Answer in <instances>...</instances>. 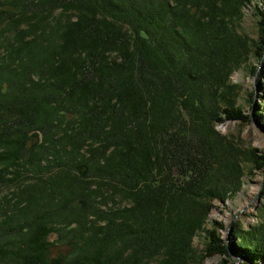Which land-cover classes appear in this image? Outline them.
Wrapping results in <instances>:
<instances>
[{
  "label": "trees",
  "instance_id": "obj_1",
  "mask_svg": "<svg viewBox=\"0 0 264 264\" xmlns=\"http://www.w3.org/2000/svg\"><path fill=\"white\" fill-rule=\"evenodd\" d=\"M263 1L0 0V264H264V198L253 224L209 220L264 179L217 130L251 122L230 77L264 57Z\"/></svg>",
  "mask_w": 264,
  "mask_h": 264
},
{
  "label": "rangeland",
  "instance_id": "obj_2",
  "mask_svg": "<svg viewBox=\"0 0 264 264\" xmlns=\"http://www.w3.org/2000/svg\"><path fill=\"white\" fill-rule=\"evenodd\" d=\"M262 7L264 9V1L262 2ZM252 10H255V5H252ZM257 18L254 16L249 9L245 10V15L241 25V32L248 36L250 40H256L257 38ZM264 67V57L261 60H258L257 57L253 54H250L249 60L245 63L239 71L234 72L230 81L233 85L239 87L238 96L235 97L236 105L243 110V114L251 116V122L249 124H241L239 121H228L224 124L217 127L218 132L221 135H232L234 137H239L241 144L246 148H255L264 153V129H262L258 123L254 121V112L256 111V104L258 100V91L255 89V78L251 74L252 68H258L257 72ZM254 92L253 96V105L248 103V98L251 93ZM244 185L242 186L241 191L236 194L231 200L227 201L225 205L216 203V209H214L210 216L209 220H217L225 224V227L228 228L229 225L240 222L242 225H250L254 223V206L258 205L259 201L264 198L262 196L264 189V179L261 174L256 173L255 176L250 178H244ZM15 192L14 187H1L0 188V201L6 196L11 197L12 192ZM259 195V199L257 196ZM209 228V225H207ZM223 235V240L228 243L229 233L225 231L221 233ZM205 235L200 234L196 236L193 241V246L199 250L203 248L205 244ZM66 251V247L63 244H56L51 248V256H57L60 253ZM228 264H242L241 259L229 260ZM204 264H222V259L219 256H214L205 261Z\"/></svg>",
  "mask_w": 264,
  "mask_h": 264
},
{
  "label": "water",
  "instance_id": "obj_3",
  "mask_svg": "<svg viewBox=\"0 0 264 264\" xmlns=\"http://www.w3.org/2000/svg\"><path fill=\"white\" fill-rule=\"evenodd\" d=\"M256 79H257V76H256V78H255V82H256ZM257 199H259V195L257 196ZM235 259H238V258H235Z\"/></svg>",
  "mask_w": 264,
  "mask_h": 264
}]
</instances>
